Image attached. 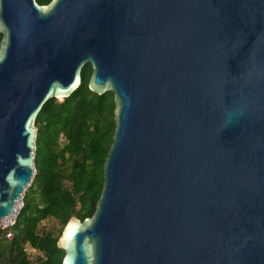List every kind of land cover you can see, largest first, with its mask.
<instances>
[{
  "label": "water",
  "instance_id": "1",
  "mask_svg": "<svg viewBox=\"0 0 264 264\" xmlns=\"http://www.w3.org/2000/svg\"><path fill=\"white\" fill-rule=\"evenodd\" d=\"M0 34V225L90 64L115 132L61 264H264V0H0Z\"/></svg>",
  "mask_w": 264,
  "mask_h": 264
},
{
  "label": "trees",
  "instance_id": "2",
  "mask_svg": "<svg viewBox=\"0 0 264 264\" xmlns=\"http://www.w3.org/2000/svg\"><path fill=\"white\" fill-rule=\"evenodd\" d=\"M36 1L47 5L51 0ZM91 74L92 67L87 64L81 86L62 102L50 99L36 118L33 183L38 185V196L31 197L30 202V197H24V206L11 228V240L0 231V264H61L65 252L58 248V241L62 233H40V224L52 218L64 228L70 218L83 221L96 211L104 187L103 166L115 132V103L113 93L99 96L89 90ZM44 132L49 136V146L57 148L60 139L65 142L58 154L49 147L45 169L37 163ZM28 247L39 253L37 259L29 258Z\"/></svg>",
  "mask_w": 264,
  "mask_h": 264
},
{
  "label": "rangeland",
  "instance_id": "3",
  "mask_svg": "<svg viewBox=\"0 0 264 264\" xmlns=\"http://www.w3.org/2000/svg\"><path fill=\"white\" fill-rule=\"evenodd\" d=\"M62 101H63V99H59V102H62ZM48 137H49L48 134H46V132H44V136H43L41 143L39 145V153H38L37 163L40 166V168H43V169H45L47 167L46 164L48 162V159L50 157V152H51L49 147H52V145L49 146L50 141H49ZM64 146H65L64 140L60 139V145L57 148L54 146L52 148H53V151L55 152V154H58ZM34 179H35V177H34ZM32 183L28 187L27 191L25 192V194L23 196V199H22L23 202L25 201L24 197H30L28 199V202H30L32 200L31 197L34 196L37 198V196H38V193H36L37 189H38V185L36 183H33V186H32ZM21 210H20V212H21ZM18 216H19V214H18ZM18 216H17V218H18ZM63 229L64 228L59 225L58 221H56L55 219H52V218H49V219L42 221V223L39 226V232L40 233H53V234L58 235L60 232L61 233L63 232L62 231ZM27 252H28L30 259L34 260V259H37L39 257V253L37 251L29 248V247L27 248Z\"/></svg>",
  "mask_w": 264,
  "mask_h": 264
},
{
  "label": "built area",
  "instance_id": "4",
  "mask_svg": "<svg viewBox=\"0 0 264 264\" xmlns=\"http://www.w3.org/2000/svg\"><path fill=\"white\" fill-rule=\"evenodd\" d=\"M21 204H22L21 205L22 206L21 209H22L23 206H24V202L22 201ZM18 214H20V211L18 212ZM16 220H17V217L15 218V220L13 221V223H11L9 226H7V225H5V226L0 225V231L3 232L4 237L6 239H8V240H11L13 238V233L11 231V228L15 225Z\"/></svg>",
  "mask_w": 264,
  "mask_h": 264
},
{
  "label": "bare ground",
  "instance_id": "5",
  "mask_svg": "<svg viewBox=\"0 0 264 264\" xmlns=\"http://www.w3.org/2000/svg\"><path fill=\"white\" fill-rule=\"evenodd\" d=\"M21 202H22V201H21ZM21 207H22V206H21ZM20 210H21V208H20ZM17 215H18V214H17ZM17 215H16V217H17ZM16 217H15V218H16ZM7 226H9V225H7Z\"/></svg>",
  "mask_w": 264,
  "mask_h": 264
}]
</instances>
